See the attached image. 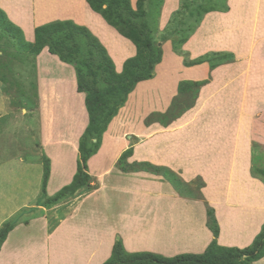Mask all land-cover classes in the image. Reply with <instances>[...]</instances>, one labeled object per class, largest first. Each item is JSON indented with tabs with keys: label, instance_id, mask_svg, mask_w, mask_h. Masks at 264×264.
I'll use <instances>...</instances> for the list:
<instances>
[{
	"label": "crops",
	"instance_id": "crops-1",
	"mask_svg": "<svg viewBox=\"0 0 264 264\" xmlns=\"http://www.w3.org/2000/svg\"><path fill=\"white\" fill-rule=\"evenodd\" d=\"M130 4L135 9L136 0ZM227 4L226 12L205 14L182 50L188 59L232 53V61L214 68L207 62L183 66L182 58L171 55V40H166L155 76L132 91L156 102L162 111L177 94L179 81L207 80L190 109L167 127L152 124L149 133L166 132L148 141L142 137L129 160L169 168L186 184L201 180L202 198L180 195L160 175L117 167L129 138L123 125L130 119L121 118V109L87 161L92 188L83 187L52 208L33 205L40 193L43 154L50 160L48 196L69 184L76 172L79 138L88 123L84 93L77 91L72 65L47 47L34 57L36 108L27 115L25 127L29 130L37 117L33 157L25 154L26 131H15L17 117H9L11 105L0 80V188L5 190H0V226L23 211L29 214H20L8 233L0 264H102L116 239L128 253L202 254L214 238L207 225V205L219 227V246L243 249L252 243L264 223V183L251 173L253 146L262 156L256 164L264 168V0ZM178 6L179 0L163 1L159 32ZM0 8L28 42L34 41L35 28L46 23L70 20L85 26L105 47L116 72L136 53L134 44L86 0H0ZM253 264H264V256Z\"/></svg>",
	"mask_w": 264,
	"mask_h": 264
},
{
	"label": "trees",
	"instance_id": "trees-1",
	"mask_svg": "<svg viewBox=\"0 0 264 264\" xmlns=\"http://www.w3.org/2000/svg\"><path fill=\"white\" fill-rule=\"evenodd\" d=\"M86 1L89 7L100 14L108 25L112 26L120 35L129 39L135 46V55L124 61L121 72L115 71L113 61L105 47L85 26L78 25L70 20L46 23L35 28L34 41L28 42L24 39L22 30L12 23L0 8L1 33L8 34L11 39L18 43L22 51L32 54L33 57L47 47L51 54L57 55L61 61L72 65L76 74L77 91L84 93L88 123L79 138L76 172L71 182L61 187L52 196H48L46 193L47 181L50 175V160L45 154L41 156L43 172L38 205H43L46 208L74 195L79 189L89 185L90 175L87 171V161L98 151L103 133L107 130L111 120L124 106L129 94L135 89L136 85L141 81L153 78L155 66L162 61V49L160 45L154 44L152 34L156 33L157 18L164 0H136L135 9L131 6L130 0ZM189 2L184 3L181 0L178 9L171 13L167 25L161 31L160 41L162 42L171 40V36L177 37L175 42L172 41V49L176 53L182 50L183 44L198 28L205 14L214 11L226 12L229 9L227 0H198L196 5H191ZM148 10H153L155 13L153 24L146 20L150 15ZM182 11L184 13L183 17L178 19ZM233 59L232 53L209 52L194 59H184L183 65L193 66L207 62L214 68ZM34 61L33 58L34 78L31 84L35 97ZM20 68L22 66L18 65L17 70ZM26 76L27 73L25 77L23 73L20 75V78H23L21 84L24 88L29 81V78L26 80ZM0 80L5 81L3 78H0ZM206 82L207 80L179 81L177 85L178 94L194 92L196 98L199 87ZM190 107L191 105L179 112L171 111L169 107V114H167L168 111L166 113L157 112L153 122H157L161 126H167L171 120L178 118ZM257 152H259V148L253 146L251 173L264 183V168L256 164V161L261 160L262 156ZM132 155V147L122 152L117 160V166L121 171H147L160 175L168 181L175 191L183 195V193H180L181 189L187 184L176 173L169 168L157 166L147 161L128 162L127 159ZM201 187H203L202 181ZM194 198H202L201 193L199 192V195ZM206 212L207 225L214 238L202 254L163 257L149 252L128 253L125 251L121 240L117 239L112 246L110 257L102 264H253V262L264 256V223L249 246L243 249L227 248L219 246L216 242L219 227L213 209L207 205ZM18 222V216H14L0 226V248L10 230Z\"/></svg>",
	"mask_w": 264,
	"mask_h": 264
},
{
	"label": "rangeland",
	"instance_id": "rangeland-1",
	"mask_svg": "<svg viewBox=\"0 0 264 264\" xmlns=\"http://www.w3.org/2000/svg\"><path fill=\"white\" fill-rule=\"evenodd\" d=\"M182 1L184 3H186V1H190L189 3L191 5H196V2L198 0H182ZM180 2H181V0H179V3ZM146 7L150 8L149 6H146ZM184 12H186V11H184ZM149 13H150V15L146 20L150 24H153L154 19H155V15H154L155 13L153 10H150ZM183 14L184 13L182 11V13H181L180 17H178V19L183 17ZM161 33L162 32H159L157 29L156 33L152 34V36L154 39V44L160 45V47L162 49V41H160L161 40ZM170 39H171V55L174 54L175 56H179L183 60L184 59L189 60L187 58L186 54L183 52V50H180L179 53H176L173 51L172 41L175 42V40H177V37L171 36ZM162 52H163V49H162ZM33 58L34 57L32 56V54H27L26 52L22 51L20 49V46L18 45V43L15 40L11 39V37L8 34L1 33V31H0V78L5 79V81L3 82V85H4L3 86V93L8 96L9 103L11 105V107L9 108V117H13V118L17 117L18 123L14 127L16 132L26 131V132H24V133H26L24 136V140H26V143H27L29 150H27V152L25 154L27 156H33L34 157V156H37V154L34 155V152L36 150V147L38 148V141H36L37 138L35 137V131H36L35 129L37 128V117H36L33 125L31 126V128L29 130H25V127L28 125V122L30 121L26 117H27V115H30L31 110H35V108H36V104H35L36 93H35V97H34V91L32 89L33 86L31 84V83H33V78H34ZM162 58H163V55H162ZM182 59H181V62L183 63ZM173 62H174V58L171 56V65ZM19 64H20V67L22 66V68L17 70ZM21 73L24 74V77H25V74L27 73L26 80H27V78H29L28 83L25 81L27 83L25 88H24L23 84H21V82L23 81V78L22 79L20 78ZM154 76H155V70H154ZM127 100H129V102L127 104L126 103L124 104V106L121 108L123 110L120 109L121 110L120 114L122 115L121 118L130 119L129 122H126L123 125V127L125 129L129 130V132H128L129 138H127L128 143L126 144V147L124 148L123 151L132 147L133 152H134L136 147H141L140 145L139 146H137V145L142 140L141 139L142 137L145 139V141H148V139L150 140L152 138L153 134H155V133L159 134V133H165L166 132L165 130H162V129L160 131H155L154 133H151V132L149 133V131H148V129H151L153 123H157V122H153V120L155 119V114L157 112L166 113L168 111L169 107H170L171 111L173 110L174 112H179L182 109L187 108L189 105L193 106V104L195 102V97H194V92H189V94H182V93L178 94V91H177V94H175V96L172 97L169 105L167 107H165V109H163L162 111L157 110V108L159 106L157 105L156 102L151 101V100L149 101L148 98H146L144 96L143 97L138 96L137 94H135V92L134 93L131 92V94L128 96ZM120 110L118 111V113L120 112ZM169 112L170 111H168L167 114H169ZM118 113H117V115H118ZM4 119H6V117ZM169 124H171V122ZM119 126H120V122H119ZM167 126H163V127H167ZM27 131L29 134H27ZM30 131H32V132H30ZM146 133L147 134L149 133V135H146ZM137 134H138V137H137ZM28 139L31 142H27ZM122 152H121V154H122ZM40 159H41V157H40ZM130 159H131V157L128 158L127 161L129 162ZM132 162H139V161L134 160ZM116 165H117V163H116ZM94 184H95V182L92 181V178L90 175V183H89L88 187L92 188L91 185H94ZM40 187H41V185H40ZM201 188H202L201 187V181L199 179H195V180L191 181L189 184L182 187L180 193H183V195L186 197H190V198L194 199L195 196L199 195ZM0 190H2L3 193L5 192V190L3 188H0ZM39 195L36 198L35 203H33V205H38V203L40 202V201H38ZM74 197H75V194L70 196V197H67L66 199L60 200L58 203L52 205L51 207H47V208H52L58 204H62L64 202H67L71 198H74ZM34 207H36V206H33L31 208L32 209V211L30 213L31 215L35 214V211H34L35 208ZM20 214L22 216H29L28 211H23L19 214H16L15 216L19 217L18 218L19 221H20ZM54 221H55V217L53 215L51 223H53Z\"/></svg>",
	"mask_w": 264,
	"mask_h": 264
}]
</instances>
